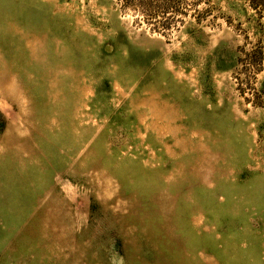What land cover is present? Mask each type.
Returning <instances> with one entry per match:
<instances>
[{
    "label": "rangeland",
    "instance_id": "obj_1",
    "mask_svg": "<svg viewBox=\"0 0 264 264\" xmlns=\"http://www.w3.org/2000/svg\"><path fill=\"white\" fill-rule=\"evenodd\" d=\"M0 264H264V0H0Z\"/></svg>",
    "mask_w": 264,
    "mask_h": 264
}]
</instances>
